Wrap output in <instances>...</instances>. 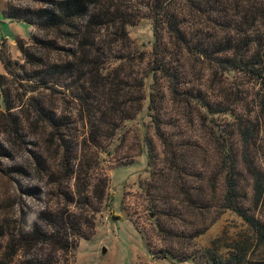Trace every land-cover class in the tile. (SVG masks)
<instances>
[{
    "label": "trees",
    "instance_id": "1",
    "mask_svg": "<svg viewBox=\"0 0 264 264\" xmlns=\"http://www.w3.org/2000/svg\"><path fill=\"white\" fill-rule=\"evenodd\" d=\"M33 1L39 5L10 1L4 11L7 18L32 28L29 42L18 39L17 48L24 60L22 80L37 87L20 92L8 76L0 75V161H8L1 174L14 187V195L8 191L0 202V264H75L80 241L94 236L95 217L107 195L101 153L121 125L141 111L146 75L128 72L131 66L119 55L121 48L115 58L108 56L113 49L108 52L104 32L115 27L113 36L119 33L122 41L129 40L130 22L114 0ZM182 1L189 13L211 9L216 21H223L230 10L235 13L236 33L213 40L210 47L229 55L226 70L248 73L264 88V0ZM160 15L166 16L175 39L187 41L178 14L165 8ZM154 28L151 71L156 85L159 73L172 76L164 37L158 25ZM196 52L208 57L198 47ZM0 61L13 76L3 48ZM38 86L48 93L37 92ZM155 102L151 93V110ZM239 130L242 148L225 168L223 209L244 220L262 255L250 257V246L235 242L226 260L214 258V264H264V172L248 158V130ZM245 171L252 179L250 192L242 185ZM6 208L14 210L10 220L2 214ZM31 211L36 220L28 228Z\"/></svg>",
    "mask_w": 264,
    "mask_h": 264
},
{
    "label": "rangeland",
    "instance_id": "2",
    "mask_svg": "<svg viewBox=\"0 0 264 264\" xmlns=\"http://www.w3.org/2000/svg\"><path fill=\"white\" fill-rule=\"evenodd\" d=\"M114 2L130 22L129 40L122 41L119 33L113 36L115 27L104 32L108 52L113 49L108 56L115 58L121 48L119 55L131 66L128 72L133 77L146 75L145 100L101 153L100 166L109 179L107 195L95 217L94 236L80 241L75 264H214V258L226 260L235 242L248 244L249 256L261 258L249 226L235 212L223 209L222 200L225 168L242 148L240 128L248 130V158L264 172V88L248 73L226 70L229 55L210 47L213 40L235 34L233 24L239 19L231 10L223 21H216L208 8L205 14L192 9L189 13L182 0ZM22 4L39 5L33 0ZM165 8L178 14L187 41L172 36L166 16H159ZM155 24L164 37L172 76L159 73L156 85L151 71ZM197 47L208 57L199 55ZM1 48L14 74L3 69L0 75L8 76L20 92L37 87L22 80L24 60L18 48L14 52L8 45ZM37 92L48 93L42 86ZM151 93L156 96L152 110ZM7 165L5 159L0 161V202L8 191L14 195V187L5 184L7 178L1 174ZM251 184L245 171L242 185L247 192ZM13 212L4 209L5 220ZM35 220L34 211L29 212L27 227Z\"/></svg>",
    "mask_w": 264,
    "mask_h": 264
},
{
    "label": "crops",
    "instance_id": "3",
    "mask_svg": "<svg viewBox=\"0 0 264 264\" xmlns=\"http://www.w3.org/2000/svg\"><path fill=\"white\" fill-rule=\"evenodd\" d=\"M10 1L12 0H0V51L3 43H5V46L8 45L11 52H14L17 50V40H28L32 28L24 22L14 21L5 16L4 11ZM3 69V64L0 62V70Z\"/></svg>",
    "mask_w": 264,
    "mask_h": 264
}]
</instances>
